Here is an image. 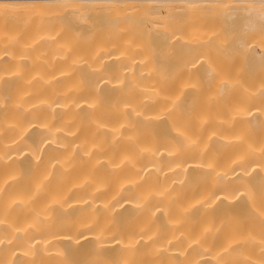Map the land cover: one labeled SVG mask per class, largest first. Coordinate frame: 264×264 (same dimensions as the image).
Instances as JSON below:
<instances>
[{"label":"bare ground","instance_id":"obj_1","mask_svg":"<svg viewBox=\"0 0 264 264\" xmlns=\"http://www.w3.org/2000/svg\"><path fill=\"white\" fill-rule=\"evenodd\" d=\"M0 264H264V0H0Z\"/></svg>","mask_w":264,"mask_h":264}]
</instances>
